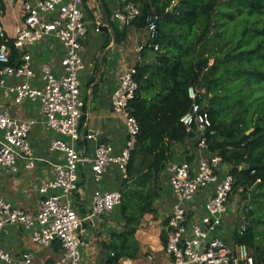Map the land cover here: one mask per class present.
<instances>
[{"label": "built area", "instance_id": "1", "mask_svg": "<svg viewBox=\"0 0 264 264\" xmlns=\"http://www.w3.org/2000/svg\"><path fill=\"white\" fill-rule=\"evenodd\" d=\"M8 1L10 4L22 2L23 22L16 27L12 40L0 26V180L5 174L18 172L19 162L26 170H33L37 161L53 168V178L38 188L43 198L34 214L0 196V236L8 226L20 225L30 232L32 242L42 248H49L57 241L61 243L62 256L50 264H81V248L87 237L84 223L93 224L98 217L111 215L122 205L123 190H103L101 183L113 165L122 181L128 179L129 163L140 133L130 109L138 90L137 68L126 67L121 72L119 86L112 94L114 111L123 116L127 131L125 146L116 151L111 143H101L92 158L84 155L81 141L94 139L92 133L84 134L80 127L85 105L81 76L86 70L82 57V40L88 33L86 0ZM118 1L120 7L113 19L124 28L133 26L142 16L139 0ZM144 20L147 41L139 51L157 52L161 16L151 12ZM96 32H101V27H97ZM52 39L63 48L58 58L59 75L55 73L53 62L42 63L39 70L33 62V49ZM200 93L193 86L189 88L193 104L182 116L181 123L189 134L198 136V148L202 151L208 149L204 134L211 128L212 121L199 102ZM26 102L38 103L42 118L23 120L12 115L13 105L21 106ZM38 125L58 135L48 148L50 154L59 155L58 163L35 156L31 134ZM85 164L90 165L98 188L90 207L82 215L77 208V196L83 192L79 168ZM223 167L220 156L207 158L200 153L192 161L167 165L168 185L174 198L163 230L167 264H256L247 245L234 243L232 246L224 236L225 229L230 228L235 194L243 190L235 192V178L229 171L223 172ZM194 200L197 202L193 203ZM247 227L244 224L231 236L243 235ZM0 262L32 264L28 254L17 260L2 248ZM122 264L148 263L125 259Z\"/></svg>", "mask_w": 264, "mask_h": 264}, {"label": "trees", "instance_id": "2", "mask_svg": "<svg viewBox=\"0 0 264 264\" xmlns=\"http://www.w3.org/2000/svg\"><path fill=\"white\" fill-rule=\"evenodd\" d=\"M137 2L142 16L134 22L136 28L145 27V16L151 12L161 16L160 50L148 49L154 61L136 66L138 90L130 109L140 133L128 179L122 181L120 215L125 229L101 244L113 254L107 264L139 256L140 220L155 212L153 197L159 193L154 190L162 188L161 175L175 145L191 136L181 118L192 107V86L200 90L199 102L212 121L204 134L207 153L220 156L223 166L230 167L235 192L242 189L244 198L248 192L264 197V0ZM5 10L0 0V15ZM124 32L115 31L116 39ZM161 239L165 244L164 231ZM234 242L247 245L255 263L264 264V247L253 226L243 235L236 233Z\"/></svg>", "mask_w": 264, "mask_h": 264}, {"label": "crops", "instance_id": "3", "mask_svg": "<svg viewBox=\"0 0 264 264\" xmlns=\"http://www.w3.org/2000/svg\"><path fill=\"white\" fill-rule=\"evenodd\" d=\"M2 1L5 3L6 10L0 15V26L5 29L9 39L12 40L16 27L23 22L22 2L18 1L16 4H10L8 0ZM93 4L95 7L92 13H90L88 6H92ZM107 6L109 5L105 0H86L85 3L87 36L90 35L89 38L95 41H93L90 51H87L83 46L84 51L87 52L85 59L87 60V64H89V70H87L85 75L82 74L84 80L82 95L83 98L87 97L88 119L87 121L81 120L80 127L84 134L92 133L94 139L86 140L88 142L86 144L85 140L81 141L80 149L84 155L91 158L95 154L96 143L99 138L101 139V143H111L116 151H120L125 146L127 131L123 116L114 111L112 94L118 88L119 76L126 67L154 61V54L148 52V49L139 51L140 47L147 41V33L144 28L138 29L134 25L124 28L113 19L114 12L120 7L118 0L117 3H113L110 6L112 11L110 18L104 8ZM107 18L112 25V29L108 33L102 28L108 24ZM97 27H101V32H96ZM121 30L125 31L126 34L117 40L115 31ZM105 35L107 36L106 40ZM32 52L34 66L37 67V70L40 69L42 63L53 62L56 66L54 68L55 73L57 75L61 73L58 66V58L62 56L63 48L56 40H48L37 45ZM90 52L92 54H89ZM99 56H101L100 60H98ZM99 64L101 66L102 64L106 65V73L100 78L98 73ZM97 83H99L100 88L98 98L95 97ZM100 101L103 103L100 104ZM94 104H97L95 110L92 108ZM11 113L14 117L23 120L42 118L40 105L32 102H26L21 106L13 105ZM56 137H58L57 134L46 132L41 126H36L31 134V143L35 156L58 163L60 161L59 155L50 154L48 150L51 140ZM196 143L198 144V136L193 134L184 143L175 145L174 154L170 162L192 161L197 158L199 153L204 156L199 151ZM18 169L16 173L2 176L0 180V196L9 200L15 207L34 214L38 211L43 198L39 194L38 188L45 181L53 178V168L46 162L37 161L33 170H26L22 162L18 163ZM87 174L89 175V179L86 177ZM162 175H166V168ZM79 177L83 192L77 196V208L81 213L82 210L85 211L90 207L92 201V194L86 192L90 183L94 181L89 164L80 166ZM167 184H162V188L165 195L170 198V212L174 204V198L170 192H167ZM101 188L103 190H123L120 174L114 165L104 175ZM119 210L120 207L111 215L100 216L96 219L95 223L87 224V237L81 248V264H105L107 252L109 251L104 250L101 244L109 242L110 235L114 232H110V229L113 230L110 221L116 219L117 215H119ZM165 224L166 220L164 226ZM234 238V236H229L227 239L228 243L232 246L235 243ZM136 239L140 243V253L135 260L147 262L148 264L168 263L169 258L165 253V244L163 242L161 243V247H154L146 243L139 235H137ZM0 248L9 252L17 260L22 259L23 255L28 254L32 264H50L54 260L59 259L63 254V249L58 242H54L49 248H42L34 244L30 232L20 225L7 227L6 232L0 236Z\"/></svg>", "mask_w": 264, "mask_h": 264}, {"label": "rangeland", "instance_id": "4", "mask_svg": "<svg viewBox=\"0 0 264 264\" xmlns=\"http://www.w3.org/2000/svg\"><path fill=\"white\" fill-rule=\"evenodd\" d=\"M105 2L108 3L109 6H107L109 14L111 11V5L113 3H117V0H105ZM95 5L88 6V9L90 13L94 10ZM90 35L86 36L82 40V44L85 47L87 51H90L91 47L93 46V40L92 38H89ZM105 35V40H106ZM87 52L82 50V57L87 65L86 71L83 72L85 75L87 70H89V64H87V60L85 59V55ZM89 54H92L91 52ZM60 59V57H59ZM210 61V63H212ZM82 80V88L83 86V78L81 76ZM202 154L209 158L212 155H209L206 150L201 151ZM230 167L228 165H224L223 172L229 171ZM120 181H121V175H120ZM160 184H167L168 179L167 175L161 177ZM129 185L132 187L133 183H129ZM98 188L97 183L92 181L87 189V193H91L92 196L95 192V190ZM167 192H170V187L168 184L166 185ZM123 190H125V187L123 186ZM156 193H159L156 197H153V208L155 209L154 213H148L144 217L141 218L140 224L138 226L136 237L139 235V237H142V239L149 243L150 245H153L154 247H161V234L163 230V226L166 220V217L169 213L170 208V198H168L165 195L164 189L161 188L160 190L158 188H155ZM235 204H234V212L230 216V228L225 229V234L227 239L229 236L234 235L235 231L246 224L247 226H253L255 228V231L258 233L259 236V244L261 247H264V197H258L255 198L253 195H251L248 192V195L246 198H244V195L242 193H236L235 194ZM197 202L196 200L193 201V203ZM111 226L113 227V230L110 229V232H122L125 229V220L120 215H117L115 220L110 221ZM260 233V234H259ZM263 234V235H262ZM229 242V241H228ZM140 244V243H139ZM249 248V247H248ZM159 251V250H158ZM249 252L251 253V249L249 248ZM5 264V263H0Z\"/></svg>", "mask_w": 264, "mask_h": 264}, {"label": "water", "instance_id": "5", "mask_svg": "<svg viewBox=\"0 0 264 264\" xmlns=\"http://www.w3.org/2000/svg\"><path fill=\"white\" fill-rule=\"evenodd\" d=\"M107 19H108V18H107ZM107 21H108V24L105 25V26L102 27V28H103V30H104L105 32L108 33L109 30L112 29V25H111V22L109 21V19H108ZM102 53H103V52H102ZM102 53H101V54H102ZM100 59H101V56L98 57V60H100ZM98 70H99V71H98V73H99V78L102 77V76H104V74L106 73V65H105V64H102V66H101V65L99 64V69H98ZM99 93H100V88H99V83H97V87H96V89H95V97H96V98H98ZM84 100H85V105H84V107H83V109H82V113H83V115H82V121H87V119H88L87 97H85ZM99 103L102 104L103 102L100 101ZM92 108L95 110V109L97 108V104H94ZM190 135H193V133H191ZM86 143H88V142H87L86 139H85V144H86ZM100 145H101V139L99 138V139L97 140V143H96V149H97ZM244 169L247 170L248 168H244ZM86 177H87V179H89V175H88V174L86 175ZM81 213H82V214H85V211L82 210ZM83 226L86 227V226H87V223H84ZM112 256H113L112 253L107 252V260H109ZM105 264H107V261L105 262Z\"/></svg>", "mask_w": 264, "mask_h": 264}]
</instances>
